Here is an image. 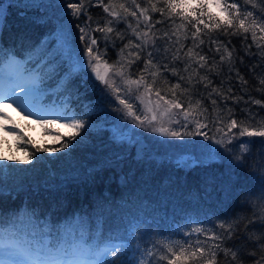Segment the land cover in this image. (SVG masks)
Instances as JSON below:
<instances>
[{"label": "trees", "instance_id": "16d2710c", "mask_svg": "<svg viewBox=\"0 0 264 264\" xmlns=\"http://www.w3.org/2000/svg\"><path fill=\"white\" fill-rule=\"evenodd\" d=\"M114 2L115 11L121 16L124 15L123 9L119 8L121 3L130 11H137V17L141 20L137 30H147L143 18L139 16V10L131 0ZM136 2L141 8L149 9V23L155 25L149 35L155 33L156 36H163V33L168 32L171 36V42L167 37L156 40L155 47L160 49V54L155 56L153 63L158 64L160 74L156 77L154 88L160 89L161 95L167 99H173L168 89L180 83L181 89L176 90V98L185 108L188 106L189 97L192 104L201 100L202 107L208 109L205 114L208 119L205 120L204 116H197L196 119L208 124V127L202 130L213 137L212 139L223 136L227 140L231 138L232 133H238V128L233 129L232 133H227L225 128L227 136L216 131L217 127H224V124L211 123L216 117L213 111L216 106L211 104V99L217 100L219 114L225 117V123L226 110L229 107L234 108L233 115L238 121L246 119L245 114L240 111L246 107L244 102L222 100L215 93H212L209 99L208 93L216 87L228 95L243 96L245 101L249 100V96L264 100V92L256 91L257 88H264V85L259 84V78H264V55H261L264 51V33L257 30V42L261 45L258 48L251 33L239 30L238 25L237 28H229L227 34L223 26L221 29H204L200 34L204 44L193 49L194 53L207 58L206 66L199 68L198 56L190 59L184 55L193 47L191 32L195 29L190 24L186 30L180 29L177 43V36L172 33L182 23L181 19L175 14L168 18L166 8L164 15L152 12L148 0ZM4 3L5 21L0 28V47L17 53V58L26 57L28 51L40 45L41 41L45 42L41 47L47 48L53 40L52 33L58 30L52 12L61 0H14L12 6H8L7 0H0V9ZM93 3L95 4V0ZM103 3L108 4L109 0H103ZM239 3L243 5V0H239ZM257 5L254 15L261 11L260 0H257ZM157 7H164L163 0H159ZM86 8L87 15L82 13L79 19L71 16L73 24L83 26L87 17L91 16V29H96L98 25L103 27L106 21L112 20L113 23L109 26L114 28V32L108 34L109 40H105L104 33L91 32L98 41L95 48L108 65L119 68L123 64L125 73L132 79H138L144 69L146 54L142 53L141 59L130 66L128 61L135 58L128 56V53L138 50L125 49L123 57L120 55V49L129 39L139 43L127 27V23L135 27L137 18L128 15L127 22L117 21L105 13L102 6L86 5ZM247 8L253 10L250 5ZM241 10H244L243 7ZM211 14L217 19L221 18L217 14ZM157 20L162 22L157 24ZM200 27L203 29V25ZM185 31L188 33L187 39H184ZM117 32L123 35L122 40L117 38ZM233 32L236 34L232 35ZM212 40L217 43H212ZM181 44L184 45L180 51L181 59L173 61L172 54ZM220 44L232 51V63L228 62L224 47H220L219 52L216 51ZM165 46L170 49L167 58L164 55ZM147 50L151 51L152 46ZM48 53L45 59L56 56L57 64L63 61V68L67 69L68 54L61 52L58 45L53 44ZM221 55L226 57L224 62H220ZM36 58L34 57V60ZM188 63H191V67L185 72L184 66ZM165 64L168 65L167 70L164 68ZM214 64L216 70L209 71V67ZM172 68L177 69L178 75H172ZM193 69L199 73L194 76V87L187 83L188 75ZM155 71L156 68H149L147 72H143L148 83H152L153 77L150 73ZM237 72L248 81L246 85L242 84ZM59 74L63 75L62 72ZM205 75L212 81L207 88L204 83H195L199 76ZM180 76L185 79L181 81ZM58 79L57 76L48 80L52 87L44 93L43 104L62 115L75 112L77 118L85 120L86 128L81 130L75 141H69L71 132L60 133L57 142H48L45 138H38L25 131L19 132L23 138L16 135L14 139L0 140V155L8 157V160H0V167H3V173L0 174V204L3 205L6 221L23 211L35 212L41 224L49 221L57 226H63L70 219L78 221L82 217L87 236L102 239L106 243L124 242L130 246L126 251L127 256L131 250L140 246L145 251L151 250L147 264L149 260H152L153 264H167V261H158L159 256L164 254L158 242H172L175 236L174 224L182 219L191 216L206 217L211 225L209 234L214 229L217 232L222 231L216 227L221 222H225L226 227L229 223L233 224L236 235L225 246L231 247L233 241L236 245H241V241L236 238L237 235L241 236L248 245L241 254L243 264H254L258 256L247 255V251L253 250V243L246 239V232L252 231L248 225L249 219L264 218V166H260L264 162V144H261L264 137L244 136L232 139L224 154L208 161L189 162L173 157H159L149 150L140 153V147L134 140L117 141L110 127L104 123L109 118L107 107L113 103L111 97L104 94L99 83L85 71L73 73L70 78L60 81L59 87L56 86ZM229 87L232 89L231 93L227 91ZM185 88L190 91L182 94ZM249 106L252 112L258 113L257 119L264 118V108L250 102ZM25 127L27 128L26 125ZM192 127L195 126L188 124L187 128L190 130ZM43 128V135L60 132L45 125ZM250 139L255 141L249 145L250 153H241L240 144ZM66 142L69 143V148L60 149V145ZM3 145L7 148L3 149ZM37 146L60 150L36 152ZM26 152L33 156L31 162H25ZM238 155L245 159L237 161ZM12 157L16 159L13 160ZM237 222L238 228L235 227ZM4 226L7 227L8 224L5 223ZM211 243L213 242L210 241ZM133 259L135 257L129 261ZM217 261L218 264H227L223 253L218 254ZM189 264L193 262L190 261Z\"/></svg>", "mask_w": 264, "mask_h": 264}, {"label": "snow or ice", "instance_id": "6c2138e0", "mask_svg": "<svg viewBox=\"0 0 264 264\" xmlns=\"http://www.w3.org/2000/svg\"><path fill=\"white\" fill-rule=\"evenodd\" d=\"M132 4L136 9L139 10V16L143 18V23L147 30H140L141 20L137 17V11H130L125 4H119V8L123 9L124 15L121 16L120 13L115 11L116 4L114 0H109L108 4H104L103 0H61V6L71 10L70 14L76 19H79L80 15L83 13L87 15L86 5L92 6H102L103 11L108 13L109 16L113 17L115 20H125L128 15L137 18L136 26L133 27L131 23H127V27L131 29L132 34L135 36L139 43L134 42L129 39L128 43L124 44L123 48L120 49V55L123 57L125 49L135 48L138 51L128 53V56L134 57L135 59L128 61V66L135 63L137 60L141 59V55L146 54L144 59V69L140 74L138 79H132L130 76L125 77V65L121 64L119 68H114L115 75L121 77L124 83L128 86V91H132V87L135 86L136 90L139 91L140 87L143 86V93L136 98L140 100V103L144 106L145 110L151 113V119L145 116L141 119L140 116H136L133 105L128 102V100L120 98L119 103L124 106L127 110L129 116H134L135 120L140 122V126H143L144 122L147 121L152 124L154 121L159 123V127L153 126L151 130L153 132H159L164 136L177 137L181 133L175 130H171L165 127V121L169 124L177 123L180 121L175 117L180 113L174 110H181L184 123L183 127L187 129L188 124H193V131H185L183 135L185 136H203L205 140L212 139L207 133L200 131L202 128L208 127L207 123H202L197 116H204L205 120L208 117L205 115L208 112L207 108L202 107V101L196 100L195 104L191 103V97H189L188 106L185 108L184 104L176 98V90L181 89V84L176 83L172 85L168 91L171 92L173 99H167L166 96L161 95V90L154 88L156 83V77L160 74V69L158 64L153 63V59L156 55L160 54V49L155 47L156 40L163 39L167 37L169 42H171V36L168 32L163 33V36H156L155 33L149 35L152 28L155 27L154 24H150L151 16L149 15V9L147 7L141 8L136 0H131ZM159 0H148V4L151 6L152 12H160L161 15L165 14V8L167 11V17L170 18L173 14L178 16L182 23H180L176 30L173 31L172 35L177 36V43L179 42V31L180 29H187V25H191L195 31L191 32V38L193 40V47L189 48L185 56L190 59L193 56H198V67L204 68L207 64V58L198 53H194L193 49L204 44V39L201 38V33L204 29H221L224 27V31L227 34L229 28H237L242 30L244 33H251L252 40L257 43V47L260 48L261 45L257 42V30L260 33H264V0H260L261 11L254 15V10L257 8V0H243V5L236 2L229 3L228 0H163L164 7H157ZM8 6H12L14 0H7ZM194 5V6H193ZM251 6L253 10H248L247 6ZM209 6H215L220 9L223 16L217 19L216 16L206 11ZM243 7V11L241 10ZM92 20L91 16L87 17L84 25L81 26L77 24L80 32L79 40L84 44V57L87 58V63L81 57L79 50L74 49L71 46L70 40V29L65 25L61 24L59 29L52 33L53 40L49 42L47 48H42L45 42L41 41L40 45H36L30 49L27 56L24 58H17V53L13 51H6L3 47H0V79L9 81L11 84L16 85L4 93H0V102L10 100L22 112H26L29 116L35 115L37 120L41 125H52L65 120V126L72 129L73 131L69 134V141H75L77 136L80 135L81 130L86 128V122L82 118H77L75 112H71L67 115L59 114L48 108L42 102V97L48 88L52 87V84L48 83V80L55 79L57 76V87L60 86V81L65 80V78H70L73 73L83 72L90 69L92 73L95 74L96 79L100 80L102 83L107 85L109 88L113 87L114 82L110 83V78L108 75L109 66L105 63V72L102 75L100 72V55L98 49L95 48L98 41L90 33L92 31H99L104 33L105 40H109L108 34L114 32V28L109 26L113 23L112 20L105 22L103 27L97 26L96 29H91ZM5 21V3L0 9V28L3 27ZM210 21V22H207ZM162 21L157 20L156 23L159 24ZM174 23V22H173ZM203 25V29L200 27ZM233 32L232 35H235ZM117 38L123 39V35L119 32L116 33ZM188 38V33L185 31L184 39ZM199 41V43H196ZM212 43H217L216 40H212ZM58 45L61 52H67V62L68 67L65 70L63 68V61L57 64L56 56H48V49L52 48V45ZM149 46H152V50L148 51ZM184 47L183 44L180 48H177L172 54V60L181 59L180 51ZM220 47H224V52L227 55V60L232 63V51L222 44L217 46L216 51H220ZM250 47V46H249ZM170 52L168 46L164 47V55L167 58V54ZM264 55V51L261 52ZM34 57H37L34 60ZM226 57L224 55L220 56V62H224ZM202 62V63H201ZM241 62L243 59L241 58ZM119 64V61L117 62ZM191 67V63L185 64L184 71L188 72ZM149 68H156L155 72L150 73L153 77L152 83H148L143 72H147ZM164 68L167 70L168 65L165 64ZM59 69V71H58ZM209 71H215L216 65H212L208 69ZM172 75H178L176 68H172ZM232 68H229V72ZM62 72L63 75L59 73ZM199 75L196 69H193L192 73H189L187 78V83L194 87V76ZM237 76L241 80L243 85L248 83L244 80L242 76ZM181 81L185 79L184 76L179 77ZM195 83H204V87L207 88L212 84V81L208 76H199V80ZM223 84V81H221ZM259 84L264 85V78H259ZM17 89L22 95L17 94ZM115 91H119L115 89ZM189 88L182 90L183 93L189 92ZM228 93L232 92L231 87L228 88ZM246 91V90H245ZM256 91L264 92V88H257ZM155 95L156 100L153 101L150 97ZM212 93H215L222 100H233L236 103L243 101L246 107L241 108V113H244L246 119L237 120L233 113L234 108H227L226 117L227 123H225V117L219 114V106L217 105L216 99H211ZM23 97V101L20 97ZM145 97H148L145 103ZM208 98L211 99V104L216 106L213 111L216 113V117L211 123L224 124V127H217L216 131L219 133H232L233 129H239L238 133H232L231 138L225 140L222 136L215 140L217 145L226 147L227 144L232 143V139L238 137L247 136L252 137H264V118L257 119L258 113H254L250 110L249 102L252 105H259L264 108V100L255 99L249 96V100L245 101L243 96H232L227 93L221 92L218 88L213 87L211 92L208 93ZM198 110V111H197ZM52 117V118H49ZM0 118L10 119L6 113L0 112ZM227 128V133L225 132ZM17 135H21L17 133ZM255 141L251 139L240 144L241 153H250L249 145L254 144ZM264 144V141H261ZM69 143H63L60 145V149L69 148ZM60 149L44 148L41 146L36 147V152H55ZM228 150V149H226ZM26 161L31 162L33 159L32 155L27 152ZM214 150H207V158L209 160L214 159ZM15 160V157H12ZM237 161H243L245 157L236 156ZM0 160H8V157L0 155ZM260 166H264V162ZM3 173V167H0V174ZM262 198H264V192H262ZM3 205L0 204V264H132V261L127 259L126 249L129 247L127 244L122 243H106L102 239L92 238L85 234L86 229L84 227V221L81 217L80 220L70 219L63 226H57L56 224L45 221L43 224L39 222V217L36 216L35 212L23 211L22 213H17L13 219L6 221L3 214ZM255 216L256 214L253 213ZM5 223L8 224L5 227ZM248 225L251 226L252 231L246 232V239L253 243V250L247 251L248 256H258V259L254 261V264H264V218L257 217V220L249 219ZM246 225V229L248 228ZM218 229L222 230L217 232L215 229L212 230L211 234L207 236V240L201 241L196 240L195 246L190 242H158L161 246V254L158 261H167V264H218L217 257L219 253H223L224 261L227 264H243L241 259V254L244 249L248 247L244 243V239L237 235L236 238L241 241V245H236L233 241L231 247H226L225 245L233 240V236L236 235L234 232L233 224L229 223L225 226V222H221L216 226ZM236 228L239 227L237 222ZM192 233H205L206 230L200 227H194L191 229ZM123 239V238H121ZM91 241V242H90ZM208 241L213 243L209 244ZM139 251V248L136 249ZM148 256H151V250L146 249ZM230 257V259H229ZM149 264H153L152 260H149ZM158 264V262H157Z\"/></svg>", "mask_w": 264, "mask_h": 264}, {"label": "rangeland", "instance_id": "374dc122", "mask_svg": "<svg viewBox=\"0 0 264 264\" xmlns=\"http://www.w3.org/2000/svg\"><path fill=\"white\" fill-rule=\"evenodd\" d=\"M70 11L71 10L62 7L60 3L57 4L56 9L54 10V12H52V14L55 16L58 29L61 24L65 25L66 27H69L71 46L74 49L79 50L80 55L84 58L86 64L87 58L84 57V44L79 40L80 32L78 27L73 24ZM207 11H210L209 13H214L221 17L223 16L221 10L216 8L215 6H209L207 8ZM105 63L106 62H104L100 57V72L102 75L105 72ZM108 66V75L110 78V83L114 82L112 88H109L100 80L96 79L95 74L92 73L90 69H87L85 72L88 76H90L97 83H99L103 87L104 94H108L112 99L113 104L107 107V110L109 111V118L106 119L104 123L110 127L113 137L117 141L134 140L140 147V153L149 150L150 153L159 157H173L181 160H187L190 162H194L195 160H209L207 158L208 149L214 150V159L224 154L228 145H226V147H222L220 145H217L214 139L205 140L203 136L183 135L186 130L193 131L194 127H192V129L190 130H188V128L185 129V127H183L184 123L186 122L183 119L181 110H174L180 113L175 117L177 120L180 121L179 124H169L167 121H165L164 124L165 127L180 132V136H164L161 135L159 132H153L151 130L153 126L159 127V123L155 121L152 124H149L147 121H145L143 126H140V122L135 120L134 116H129L127 114V110L124 108L123 105L119 103V99L123 98L128 100V102L133 105V109L136 116H140L141 119L147 116L149 119H151V113L147 112L144 106L140 103V100L136 98L137 96H140L143 93V86L140 87L139 91H137L136 87L133 86L132 91L129 92L128 86L124 83V80L121 79V77L115 75L113 67H111L110 65ZM125 77H128L126 73ZM5 81L6 82H4V84L0 83V93H4L5 91L17 87L16 85L11 84L7 80ZM115 89H118L119 91H115ZM17 94L22 95L19 92V89H17ZM20 98L23 101V97L21 96ZM150 98L153 101L156 100L154 93ZM147 99L148 97H145V103L147 102ZM0 112L6 113L7 116L10 117V119L0 118V139L2 140H10V138L14 137L18 131L22 130L38 138H45L48 142H57L60 138V133H69L73 131L72 129L65 126V120H61L58 123L46 125L47 127L58 129L60 131L59 133L52 134L51 136L49 135V137L47 136V134L43 135L42 132L44 128L42 127L41 123L37 120L36 116H29L26 112H22L21 109L18 108L15 104H13L10 100L0 102ZM15 119H18L17 124L20 126V129L12 134V129L15 128ZM24 124L27 126V128ZM200 131L204 132L202 129H200ZM2 148L5 149L7 148V146L3 145ZM194 227L204 228L206 232L192 233L191 229ZM208 228L209 223L206 219H184L175 226V236H173L172 242H190L195 246V242L197 239L201 241L207 240L205 236L209 235V231H207ZM208 243L210 244V241H208ZM137 248H139V251H136L137 257L135 258L133 264H146L147 258L149 256L147 255L146 251L143 250L140 246H137ZM132 255L133 254L130 253L129 258H132Z\"/></svg>", "mask_w": 264, "mask_h": 264}]
</instances>
